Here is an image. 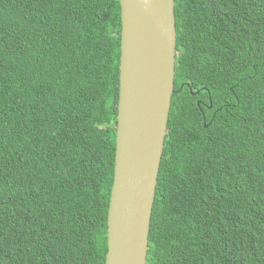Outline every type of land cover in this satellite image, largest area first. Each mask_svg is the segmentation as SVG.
<instances>
[{
	"label": "trees",
	"instance_id": "obj_1",
	"mask_svg": "<svg viewBox=\"0 0 264 264\" xmlns=\"http://www.w3.org/2000/svg\"><path fill=\"white\" fill-rule=\"evenodd\" d=\"M176 19L148 264H264V0ZM121 32L120 0H0V264L106 263Z\"/></svg>",
	"mask_w": 264,
	"mask_h": 264
},
{
	"label": "water",
	"instance_id": "obj_2",
	"mask_svg": "<svg viewBox=\"0 0 264 264\" xmlns=\"http://www.w3.org/2000/svg\"><path fill=\"white\" fill-rule=\"evenodd\" d=\"M120 1V97L105 264H148L153 207L176 90V0Z\"/></svg>",
	"mask_w": 264,
	"mask_h": 264
},
{
	"label": "flooded vegetation",
	"instance_id": "obj_3",
	"mask_svg": "<svg viewBox=\"0 0 264 264\" xmlns=\"http://www.w3.org/2000/svg\"><path fill=\"white\" fill-rule=\"evenodd\" d=\"M185 85H187V86H189V87L191 88V94H192V95H198V94L201 93V91H202L203 89H206V88H202V89H193V88L190 86L189 83H187V84H185ZM185 85H184V86H185ZM175 89H176V88H175ZM178 91H179V90H175V92H178ZM172 102H173V99H172ZM196 103H197V105L201 108V110H203V109H202V106H203V105L208 106L209 108H212V104L210 103V105H207V103L205 102V100L202 99V98H198V99H196ZM206 120H207L206 115H204V125H205V127H208L209 122H207Z\"/></svg>",
	"mask_w": 264,
	"mask_h": 264
}]
</instances>
